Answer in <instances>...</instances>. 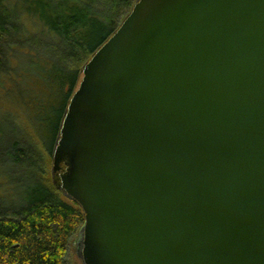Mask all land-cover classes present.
Segmentation results:
<instances>
[{"label":"water","instance_id":"1","mask_svg":"<svg viewBox=\"0 0 264 264\" xmlns=\"http://www.w3.org/2000/svg\"><path fill=\"white\" fill-rule=\"evenodd\" d=\"M82 76L51 171L82 264H264V0H137Z\"/></svg>","mask_w":264,"mask_h":264},{"label":"trees","instance_id":"2","mask_svg":"<svg viewBox=\"0 0 264 264\" xmlns=\"http://www.w3.org/2000/svg\"><path fill=\"white\" fill-rule=\"evenodd\" d=\"M136 1L0 0V264H66L85 218L52 154L84 66Z\"/></svg>","mask_w":264,"mask_h":264},{"label":"rangeland","instance_id":"3","mask_svg":"<svg viewBox=\"0 0 264 264\" xmlns=\"http://www.w3.org/2000/svg\"><path fill=\"white\" fill-rule=\"evenodd\" d=\"M49 172H50V169H49ZM22 192L23 191L21 190L20 193L22 194ZM23 204H25V202L22 201V203L18 205V208ZM81 238H82V234H81V231H79V233H77L70 241L71 244L68 250L66 264H82V260L77 254L78 243Z\"/></svg>","mask_w":264,"mask_h":264}]
</instances>
